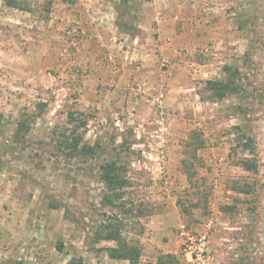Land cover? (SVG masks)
<instances>
[{
	"label": "rangeland",
	"instance_id": "obj_1",
	"mask_svg": "<svg viewBox=\"0 0 264 264\" xmlns=\"http://www.w3.org/2000/svg\"><path fill=\"white\" fill-rule=\"evenodd\" d=\"M146 1L94 0L117 10L107 29L76 21L86 0H0V264H117L95 236L114 216L143 254L158 234L162 264H189L202 234L210 264H264V0H211L207 37L153 57L130 20ZM227 68L239 92L219 100ZM106 160L130 182L121 207L103 205Z\"/></svg>",
	"mask_w": 264,
	"mask_h": 264
},
{
	"label": "crops",
	"instance_id": "obj_2",
	"mask_svg": "<svg viewBox=\"0 0 264 264\" xmlns=\"http://www.w3.org/2000/svg\"><path fill=\"white\" fill-rule=\"evenodd\" d=\"M94 0H86L84 4L87 8V13L83 12L76 15V21L90 26H106L107 29L112 27L113 15L117 14V10L112 9L110 2H106L108 6L104 8L103 14L94 13L91 11V5ZM120 1V0H119ZM150 3L149 12L144 11L138 18L130 13V20L141 30L143 41L137 49L142 56L153 57L157 55L172 54V51L177 50L176 43H180L188 38L189 42L197 41L203 37H207L208 26L205 25L206 20L203 17L204 12L210 9L208 2L211 0H148ZM103 2V4H106ZM119 8L121 9V2ZM93 8H96L93 7ZM98 11V10H97ZM103 11V10H102ZM211 11V10H209ZM119 12V9H118ZM132 16V17H131ZM107 17V18H105ZM129 17V15H118L116 20L121 21ZM132 29H130L131 31ZM139 33V31H138ZM135 34V32H134ZM110 35L111 34H106ZM133 43L139 42L140 35L135 34ZM128 36V35H125ZM130 37V36H129ZM180 41V42H179ZM157 43V44H155ZM120 43L118 44V47ZM156 55V56H157ZM151 235V237H150ZM145 248L144 254L139 264H162L159 260L165 254L170 253L169 246L160 241L159 235L153 232H148V237L143 241ZM115 261V260H112ZM117 264H130L129 261H117Z\"/></svg>",
	"mask_w": 264,
	"mask_h": 264
},
{
	"label": "trees",
	"instance_id": "obj_3",
	"mask_svg": "<svg viewBox=\"0 0 264 264\" xmlns=\"http://www.w3.org/2000/svg\"><path fill=\"white\" fill-rule=\"evenodd\" d=\"M134 0H121V4L129 5ZM7 7L12 9L28 11L29 5L28 0H4ZM228 79L226 81H210L208 85L212 89L219 100L227 97L230 94L238 93L239 87L236 82L239 76L238 72L232 71L231 68H227ZM0 117H2L0 115ZM70 122L74 123V114L70 113ZM82 125H85L83 123ZM83 139L81 136L73 138L72 146L74 150V156H78L79 153L84 152L86 155L95 156L96 150L93 146L81 145ZM246 149H252L249 142L243 145ZM253 151V149L251 150ZM240 165L250 172H257L258 162L255 158H246L241 161ZM101 181L105 184L108 193L104 196L103 205L108 207H117L121 205L117 203L119 199H122L125 193V188L130 185V182L122 176L121 169L119 168L116 160H106L103 166L100 168ZM140 215H143L142 212ZM127 229V224L123 219L118 216L109 217L107 222L100 224L99 228L96 229V239L99 242H114L115 246H111L105 249L108 257L112 260L117 261H129L130 264H139L143 255V245L140 240H129L125 236L124 232ZM143 227L140 228L139 236L143 235ZM164 257L160 258L163 260ZM76 260L74 259V264ZM71 264V263H70ZM81 264V263H80Z\"/></svg>",
	"mask_w": 264,
	"mask_h": 264
},
{
	"label": "built area",
	"instance_id": "obj_4",
	"mask_svg": "<svg viewBox=\"0 0 264 264\" xmlns=\"http://www.w3.org/2000/svg\"><path fill=\"white\" fill-rule=\"evenodd\" d=\"M189 255V264H210L209 236L207 234H202L193 240Z\"/></svg>",
	"mask_w": 264,
	"mask_h": 264
}]
</instances>
